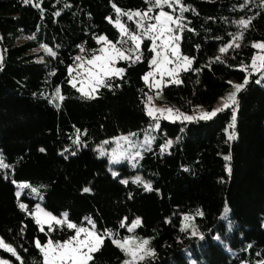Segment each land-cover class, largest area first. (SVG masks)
Here are the masks:
<instances>
[{
    "label": "trees",
    "instance_id": "1",
    "mask_svg": "<svg viewBox=\"0 0 264 264\" xmlns=\"http://www.w3.org/2000/svg\"><path fill=\"white\" fill-rule=\"evenodd\" d=\"M183 1L180 45L193 67L164 88L166 100L190 110L249 82L235 105L211 119L162 118L153 146L114 175L102 142L143 137L153 122L143 79L152 68L151 40L139 59L119 62L124 73L95 98L72 86L74 69L99 53L100 37L127 51L133 43L117 19L135 29L132 11L156 14L158 7L152 0H0V152L10 165L0 171V238L19 259L1 247L0 255L11 264H43L36 241L75 235L66 224H38L32 213L40 200L14 180L37 186L43 206L67 213L77 227L91 220L98 234L111 233L89 264H120L125 253L112 240L125 237L150 240L154 255L141 264H264V69L252 72L254 42H264V0ZM225 205L231 228L220 219Z\"/></svg>",
    "mask_w": 264,
    "mask_h": 264
},
{
    "label": "snow or ice",
    "instance_id": "2",
    "mask_svg": "<svg viewBox=\"0 0 264 264\" xmlns=\"http://www.w3.org/2000/svg\"><path fill=\"white\" fill-rule=\"evenodd\" d=\"M25 3H28L29 0H24ZM154 5L156 7H161L163 5H168L169 7H172L173 0H152ZM176 4L180 3V0H174ZM181 13L183 11H186L187 9L181 7ZM116 12L118 16L121 14L120 9H116ZM133 15L136 17H140L141 20L145 18L151 19V17L147 16V13H140L136 12L132 15H129V19L133 18ZM155 23L154 24H149L147 26V29L142 33L143 36H147L149 39H152L153 42H155V39L160 38V37H165L167 35V39L164 41V46H168L169 41H178V37L172 36L171 34L173 33V28L170 27V25L175 24L177 29L182 30V25H181V18L176 17L175 19L173 18L172 15H169L166 12H160L159 15L154 17ZM117 25L121 27V30L123 33H127V29L123 27V25L120 24L119 19L116 21ZM248 21H242L241 24L243 27H247ZM143 27V25H140ZM130 36L131 41L134 44L135 50H139L140 48V42H141V36H137L135 34H128ZM34 38V37H33ZM239 39V37H237ZM99 41H106L105 37H100ZM98 41V42H99ZM109 44V47L111 48L112 52L108 54H103L105 53V49H100V52L102 55L100 56H93L89 61V65L95 66L98 71L93 73L89 72L90 76V91H85L83 88L78 89V91L81 92V94L87 98V99H92L95 98L93 93L97 90L99 87H111V84L109 81L112 79L113 76H120L125 70L123 68H114V67H109V65L113 64L115 60L117 59H129V57H126L120 49L116 48L115 45L111 44V42H107ZM236 47H239V44L235 45ZM45 47V46H42ZM231 47V45H229ZM253 47L259 48V49H264V43H259V44H254ZM45 50L49 52L50 55H55L54 52H52L50 49H47L45 47ZM155 51V48L152 49ZM227 49L226 48H221V52H225ZM160 53L157 52V56H159ZM171 56L175 58V60H182L185 64L191 65V60L188 57H180L178 54V48L175 46H172L171 48ZM77 60H80L81 57H77ZM137 59L139 57L137 56ZM3 57L0 56V62H2ZM259 61V63H257ZM99 62V63H97ZM164 62L165 63H173L174 61L172 59H169L167 56L164 57ZM151 64L156 65L157 68H160V64L158 63L156 58H153L151 61ZM261 69H264V55L257 56L253 58L252 61V70L253 71H260ZM184 70H187L185 68ZM246 70V69H245ZM71 75V70L69 72ZM169 76H172L174 73L172 71L167 73ZM153 73L149 72L146 74L143 79L145 83H148L149 77H152ZM178 79H173L171 83H180ZM248 79L247 77L241 84L234 85L235 91L230 93L227 98L226 102L224 103L223 109H217L213 110L211 112H204L202 113L198 118L199 119H211L212 117L216 116L217 112L223 111L224 109L230 108L233 105L237 103L236 95L239 93L247 84H248ZM256 83L259 84L261 83V80H256ZM73 87H76V84L73 83ZM161 86V81L156 80L153 84L150 85L151 88H159ZM59 91V90H57ZM61 100L63 99L62 96L59 97ZM152 97H148V101L151 102ZM147 107V106H146ZM156 113H160V116H157ZM147 115L152 117L155 120H159L161 117L164 119H169V118H174V119H183L186 121H192L193 119H196L197 117L193 116H185L183 113H178L173 117V112L171 109L167 110V115H165L164 110L161 109H153L151 107H147ZM159 125L157 124V127ZM235 126V110H233V123L231 127ZM235 134L233 133L228 137L229 140L234 139ZM127 139V138H125ZM171 144V141L168 142ZM43 151V149H41ZM163 151V149H162ZM101 155H104L103 152H101ZM137 156H139V152L136 153ZM224 159L226 161H229L231 159L230 155L225 156ZM113 162H119V160H114ZM0 167H6V165L3 164L2 161H0ZM227 171L230 173L231 168H227ZM115 175V173H114ZM122 183H127V181H121ZM24 187H27V185H24ZM144 188L146 191H151V185L150 184H145ZM35 191V189H33ZM90 189L85 188L84 192H89ZM21 209H25L24 204H20ZM39 210V209H38ZM227 211V209H226ZM44 215L50 220L54 221L56 224H62V223H67V227L69 229H75V235L69 237L68 240L64 241L63 243L60 242H53L51 240L48 241L46 245L41 246V243L39 241H36V247L42 252L43 254V264H89V261L92 260V253L99 251L100 246L103 244V237L108 236L111 238V233L105 232V233H100L98 234L96 232V226L95 224L89 220L88 223L91 225V229L89 228H84V227H77L76 224L67 222V220H58L54 216H50L47 213H44ZM186 221L189 220L190 218L185 216L184 218ZM36 222L40 224V219L37 218ZM141 221L139 219L135 220L132 225L128 228V231L131 232L133 229L139 225ZM43 230V228L41 229ZM194 236L196 235V232L194 231L192 233ZM82 236V238H81ZM112 243L115 244L117 247L121 249L125 253L129 259L125 260L123 264H141V262L148 256L154 255V253L151 251L149 248V241L147 239L144 240H137L132 237H125L123 241L113 239ZM0 247L4 248L6 251H9L12 253V255L16 256L17 259H19V256H17L15 250L10 246L5 244L2 240H0ZM6 264V262H5Z\"/></svg>",
    "mask_w": 264,
    "mask_h": 264
},
{
    "label": "rangeland",
    "instance_id": "3",
    "mask_svg": "<svg viewBox=\"0 0 264 264\" xmlns=\"http://www.w3.org/2000/svg\"><path fill=\"white\" fill-rule=\"evenodd\" d=\"M185 6L186 5H185L183 0H180L179 4H176L174 2V0H173L172 7H169L168 5H163L161 7H158V11H157L156 14L153 13V9L152 8H150L148 10H141V11H136L135 10V11H132L131 15L136 13V12H140L142 14L147 13V16L151 17V19L145 18V19L141 20L140 17H136V16L133 15L132 20L135 22V26H136L135 29H130L128 26H126L125 24L120 22V24L123 25V27L125 29H127V33L128 34H135L137 36H141V42H140L139 50L138 51L135 50L134 44H132V46L127 51H125L122 47L113 44L112 42H111V44L115 45L116 48H118L121 51H123L124 55L126 57H129V59H131V60L137 59V56L140 58L143 41H144V39L148 38L147 36H143L142 33L147 29V26L149 24H154L156 22L154 17L159 15L160 12H166L169 15H172L174 19L176 17H180L181 18V25L183 26V12L184 11L181 13L180 9H181V7L185 8ZM140 25H143V27H141ZM117 26L120 29L121 34L123 36H125V37L130 39V36L128 34L123 33L122 30H121V27L119 25H117ZM170 27L173 28V33L171 35L178 37L179 38L178 41H175V42L169 41L168 42V46L165 47L164 46V41L167 39V35L165 37H160V38L155 39V42H153V40L150 39L151 40V50L153 48H155V51L152 50V57H151L150 60L152 61L153 58H156L158 63L161 66L158 69L156 65L151 64L152 68L150 69L149 72H152L153 76L149 77V81L147 83V85H148V87L150 89H149V93H148L147 100H146V106L147 107H151L153 109L164 110L165 115H167V110L171 109L172 112H173V117L176 114H178V113H183L185 116L197 117L196 119H193L192 121L198 120L199 119L198 117L204 112H211L213 110L223 109V106H224V103L226 102L227 96L230 93L235 91L234 85L241 84V83L234 82V85H233L232 89H230L228 92H226L224 95H222L213 104H211V105L199 104V105H196V106L192 107V109H190V110L181 109L178 105H176V104H174L172 102H168L166 100V97L164 95V88L166 86L170 85V84H173V83H171V81L173 79H178L179 81H181L182 72L190 70L193 67V58L188 56V55H186V54H184L181 51L180 41H181V32H182V30L177 29L175 24L170 25ZM107 42H110V41L107 40V39H106V41H100V43H101L100 44V49H102V48L105 49V53H103V54H108V53L112 52V50L109 47V44ZM259 43H264V42L263 41L254 42V44H259ZM172 46H175V47L178 48V54H179L180 57H188L191 60V65L190 66L185 64L182 60H175V58H173L171 56V48H172ZM100 49H99V53L97 55H95V56L102 55V53L100 52ZM157 52L160 53L159 56H157ZM48 54H49V52H48ZM261 55H264V49L256 48L255 57L261 56ZM165 56H167L169 59H172L174 62L173 63H165L164 62V57ZM121 60H128V59H117V60L114 61L113 64L109 65V67L123 68L119 64V62ZM88 61L89 60H82L81 59L79 61L78 67L74 69V70H76L75 71L76 73L74 75H76L78 77L77 78L75 77L73 79V82L76 84L78 89L83 88L85 91H90V79L91 78L89 76V72L91 71V72L95 73V72L98 71V69L95 66L89 65ZM97 63H99V62H97ZM257 63H259V61ZM185 68H187V70H184ZM170 71H172L174 73L172 76H169L167 74ZM252 72H256V71L252 70ZM156 80L161 81V86L158 89L157 88H151L150 85L153 84ZM99 88H97V90ZM97 90L95 91V93H93V95L96 94ZM149 96L152 97L151 102L148 101V97ZM237 97H238V93L236 95V99H237ZM147 107H146V109H147ZM156 115L160 116V113H156ZM161 119H162V117L159 120L153 119V122H152V124L150 126V129L148 131H146L145 133H143V137L141 136V133H137L136 135L134 133H132V134L128 133V134H121L119 136L112 137V138H107V139H105L102 142V145L100 146V148H101L102 152L104 153V155L109 157L110 166H111L110 168H111L112 171H114V173H116V174L119 173L118 172L119 170L117 169V167L119 165H121L123 162H128L129 164L130 163L131 164L134 163L135 160L143 154V151L147 147H152L153 146L152 145L153 141H155V138L157 136V131L159 129V126L157 127V124L160 125ZM166 120H169L171 122H180V123L191 122V121H186V120H183V119H174V118H169V119H166ZM125 138H127V139H125ZM137 152H139V156L136 155ZM114 160H119V162H113ZM0 161H2L4 165H6V167H0V171L5 170V169H7L10 166L6 162L4 156H3V154L1 152H0ZM14 183L16 184V186L18 187V190L20 192L21 191H22V193L26 192V193L32 195L34 198L40 200L38 202V204H37L36 209L33 211L32 215L36 218V220H37V218L40 219V225L42 227L45 226V225H48V226L56 225V223L54 221H50L44 215V213H47L50 216H54L58 220H62L63 221V220L66 219L67 222H70L69 219H68L67 213H62V215H56V214L50 212L49 210H47L43 206L42 198H41L42 193H41V191H39L37 186H35L33 184H30L28 182H25V181H18V180H14ZM24 185H27V187H24ZM33 189H35V191H33ZM226 209H227V211H226ZM220 219H221V221H224L228 225L229 228L232 227L233 221L231 219V210H230L228 205L224 206V209H223V211H222V213L220 215ZM70 223H72V222H70ZM62 224H66L67 225V223H62ZM62 224H58V225H62ZM84 228L91 229V226L87 225V226H84ZM190 229L192 231H194L193 228H190ZM81 238H82V236H81ZM132 238H135V239L141 240V241L144 240V239H141V238H138V237H132ZM0 240H2V239L0 238ZM147 240L150 242V240L148 238H147ZM121 241H123V240H121ZM60 243H63V242H60ZM41 246H43V245H41ZM11 247L15 250V252H16V254L18 256L17 250L13 246H11ZM149 248L153 252V250H152V248L150 246V243H149ZM7 252L12 254L9 251H7ZM127 259H129V257H127L125 255V259L120 264H123V262L125 260H127ZM5 262H6V264H11V261L8 258H3L0 255V264H5Z\"/></svg>",
    "mask_w": 264,
    "mask_h": 264
},
{
    "label": "built area",
    "instance_id": "4",
    "mask_svg": "<svg viewBox=\"0 0 264 264\" xmlns=\"http://www.w3.org/2000/svg\"><path fill=\"white\" fill-rule=\"evenodd\" d=\"M66 240H68V239H66ZM66 240H64V241H66Z\"/></svg>",
    "mask_w": 264,
    "mask_h": 264
}]
</instances>
